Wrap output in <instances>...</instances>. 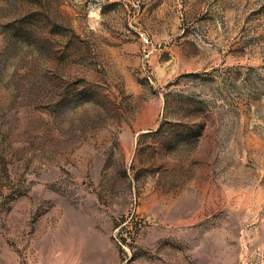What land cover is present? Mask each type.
<instances>
[{"label":"rangeland","instance_id":"374dc122","mask_svg":"<svg viewBox=\"0 0 264 264\" xmlns=\"http://www.w3.org/2000/svg\"><path fill=\"white\" fill-rule=\"evenodd\" d=\"M0 264H264V0H0Z\"/></svg>","mask_w":264,"mask_h":264},{"label":"built area","instance_id":"2783aa9c","mask_svg":"<svg viewBox=\"0 0 264 264\" xmlns=\"http://www.w3.org/2000/svg\"><path fill=\"white\" fill-rule=\"evenodd\" d=\"M141 38L144 40V41H146L147 42V40L143 37V35H141Z\"/></svg>","mask_w":264,"mask_h":264}]
</instances>
